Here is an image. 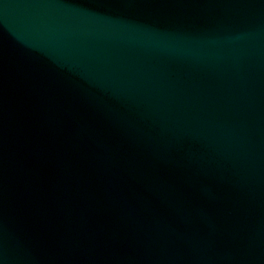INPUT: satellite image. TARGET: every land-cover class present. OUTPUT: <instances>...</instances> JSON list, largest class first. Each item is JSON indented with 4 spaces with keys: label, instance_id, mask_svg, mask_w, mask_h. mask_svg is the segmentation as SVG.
<instances>
[{
    "label": "water",
    "instance_id": "obj_1",
    "mask_svg": "<svg viewBox=\"0 0 264 264\" xmlns=\"http://www.w3.org/2000/svg\"><path fill=\"white\" fill-rule=\"evenodd\" d=\"M0 264H264V0H0Z\"/></svg>",
    "mask_w": 264,
    "mask_h": 264
}]
</instances>
